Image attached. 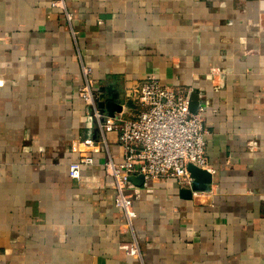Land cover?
Instances as JSON below:
<instances>
[{"label":"crops","instance_id":"crops-1","mask_svg":"<svg viewBox=\"0 0 264 264\" xmlns=\"http://www.w3.org/2000/svg\"><path fill=\"white\" fill-rule=\"evenodd\" d=\"M52 1L0 0V264H141L120 247L83 64L128 116L149 76L199 92L213 181L185 199L176 180H130L143 263L264 264V0H66L71 21Z\"/></svg>","mask_w":264,"mask_h":264},{"label":"built area","instance_id":"built-area-1","mask_svg":"<svg viewBox=\"0 0 264 264\" xmlns=\"http://www.w3.org/2000/svg\"><path fill=\"white\" fill-rule=\"evenodd\" d=\"M52 6L62 9L69 21L66 0H53ZM83 83L79 97L91 110L101 134L100 143L108 158L104 163L106 176L111 179L115 190V207L122 211L125 224L132 238L120 244L129 256L143 263L141 243L134 230L137 212L129 191L130 177L143 175L147 180H176L184 187H191L193 178L188 170L190 164L210 170L206 154L204 119L200 112L190 110L189 95L165 86L156 77L149 76L131 91L139 111L128 116L122 110L111 117L98 106V90L91 78V69L82 65ZM118 131V144L121 146L122 160L118 161L109 149L106 134ZM88 147L94 146L87 139ZM94 159L89 154L81 155L69 163L68 173L79 180L84 166L92 165ZM199 191H194L197 194Z\"/></svg>","mask_w":264,"mask_h":264},{"label":"water","instance_id":"water-1","mask_svg":"<svg viewBox=\"0 0 264 264\" xmlns=\"http://www.w3.org/2000/svg\"><path fill=\"white\" fill-rule=\"evenodd\" d=\"M120 95L113 88H107L102 86L100 88L99 102L98 106L100 110L107 113L109 116L113 117L116 113L123 110V105L119 101ZM190 110L196 113L201 105L199 99V92L194 91L189 96ZM188 170L193 178V183L191 187H185L181 190V195L185 199H191L193 197L194 191H204L213 181V175L210 171L206 169L199 168L190 164ZM143 175L131 176L130 180L134 182H143Z\"/></svg>","mask_w":264,"mask_h":264}]
</instances>
